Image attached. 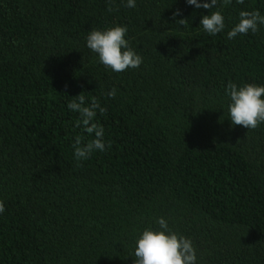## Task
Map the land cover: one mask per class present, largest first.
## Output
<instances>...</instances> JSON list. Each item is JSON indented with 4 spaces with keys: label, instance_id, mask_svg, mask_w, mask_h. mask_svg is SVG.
<instances>
[{
    "label": "trees",
    "instance_id": "trees-1",
    "mask_svg": "<svg viewBox=\"0 0 264 264\" xmlns=\"http://www.w3.org/2000/svg\"><path fill=\"white\" fill-rule=\"evenodd\" d=\"M125 3L0 0V264H133L160 217L196 264H264V123L233 126L226 94L264 86V25L227 38L241 10L264 16V0ZM210 11L225 18L216 35L200 25ZM116 25L139 68L113 72L86 47ZM80 93L107 109L93 121L106 151L78 162L76 137L94 138L67 107Z\"/></svg>",
    "mask_w": 264,
    "mask_h": 264
},
{
    "label": "clouds",
    "instance_id": "clouds-1",
    "mask_svg": "<svg viewBox=\"0 0 264 264\" xmlns=\"http://www.w3.org/2000/svg\"><path fill=\"white\" fill-rule=\"evenodd\" d=\"M186 2L196 8L212 10L217 7L219 0H203V2L201 0H186ZM236 2L244 4V0H236ZM230 3L231 0H223L225 5ZM124 6L135 8L136 0H126ZM114 10L112 7L108 8L109 12ZM180 14L181 10L177 9L173 12V17ZM224 20L221 11H210V14L202 16L200 25L206 33L216 35L225 29ZM176 22L186 26L187 19H179ZM260 25H264V16L258 10H241L239 21L227 32V38L231 40L249 32L255 34L259 31ZM127 31L126 25H116L104 30L93 29L86 37V47L98 54L99 63L113 72L121 73L130 68H139L143 58L130 47L129 40L125 38ZM81 93L76 96V99L70 101L67 107L79 115L75 126L83 127V130L89 135L94 133V138L82 144L81 137H76L73 148L74 156L78 162L88 159L97 150L106 151L104 128L93 121L97 111L104 115L107 109L102 107L95 98L91 103H86V97ZM226 94L230 98L228 113L233 126L256 129L261 123H264V86L246 83L238 87L237 84L229 82ZM107 96L115 98L116 89L113 88L109 91ZM4 211V203L0 201V214ZM156 223L159 225L158 230L145 228L137 238L133 264H196V250L192 241L172 231L163 217L158 218Z\"/></svg>",
    "mask_w": 264,
    "mask_h": 264
}]
</instances>
